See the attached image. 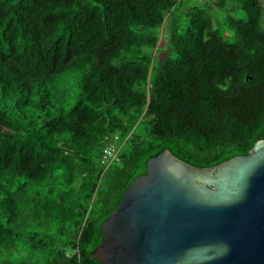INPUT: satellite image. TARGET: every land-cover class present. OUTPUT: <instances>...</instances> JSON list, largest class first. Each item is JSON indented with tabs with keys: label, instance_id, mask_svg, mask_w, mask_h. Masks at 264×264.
I'll return each instance as SVG.
<instances>
[{
	"label": "trees",
	"instance_id": "16d2710c",
	"mask_svg": "<svg viewBox=\"0 0 264 264\" xmlns=\"http://www.w3.org/2000/svg\"><path fill=\"white\" fill-rule=\"evenodd\" d=\"M208 1L0 0V264H101L147 161L213 167L264 140V0Z\"/></svg>",
	"mask_w": 264,
	"mask_h": 264
},
{
	"label": "water",
	"instance_id": "95a60500",
	"mask_svg": "<svg viewBox=\"0 0 264 264\" xmlns=\"http://www.w3.org/2000/svg\"><path fill=\"white\" fill-rule=\"evenodd\" d=\"M101 230V264H264V140L205 168L163 150Z\"/></svg>",
	"mask_w": 264,
	"mask_h": 264
},
{
	"label": "built area",
	"instance_id": "2783aa9c",
	"mask_svg": "<svg viewBox=\"0 0 264 264\" xmlns=\"http://www.w3.org/2000/svg\"><path fill=\"white\" fill-rule=\"evenodd\" d=\"M120 150L119 137L114 136L107 140L102 150V164H110L117 157Z\"/></svg>",
	"mask_w": 264,
	"mask_h": 264
},
{
	"label": "rangeland",
	"instance_id": "374dc122",
	"mask_svg": "<svg viewBox=\"0 0 264 264\" xmlns=\"http://www.w3.org/2000/svg\"><path fill=\"white\" fill-rule=\"evenodd\" d=\"M184 2L186 3V5H191V4H203L204 2H209L208 0H184ZM236 17H238L239 19H244V13L242 12H237L236 13ZM216 22L222 24V20L220 18H218L217 20H215ZM224 33V36L226 37V41L231 43L232 42V33L226 29V27H221ZM166 38V32L162 33V38H161V42H158V45L163 46V49H166V44L164 43L163 40H165ZM164 54L161 53L160 57L163 58Z\"/></svg>",
	"mask_w": 264,
	"mask_h": 264
}]
</instances>
